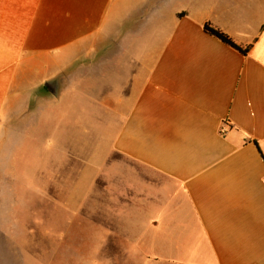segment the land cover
<instances>
[{"label": "crops", "instance_id": "obj_1", "mask_svg": "<svg viewBox=\"0 0 264 264\" xmlns=\"http://www.w3.org/2000/svg\"><path fill=\"white\" fill-rule=\"evenodd\" d=\"M64 94L119 112L120 172L148 182L137 244L264 264V0H0V158Z\"/></svg>", "mask_w": 264, "mask_h": 264}, {"label": "rangeland", "instance_id": "obj_2", "mask_svg": "<svg viewBox=\"0 0 264 264\" xmlns=\"http://www.w3.org/2000/svg\"><path fill=\"white\" fill-rule=\"evenodd\" d=\"M49 98L43 124L0 158V264H173L137 244L148 182L120 172L119 112Z\"/></svg>", "mask_w": 264, "mask_h": 264}, {"label": "trees", "instance_id": "obj_3", "mask_svg": "<svg viewBox=\"0 0 264 264\" xmlns=\"http://www.w3.org/2000/svg\"><path fill=\"white\" fill-rule=\"evenodd\" d=\"M203 29L205 32H207L208 34L210 35H213L215 36L216 38L220 39L224 44L240 51L241 53H245L246 52V49H242L240 47H238L236 44H234L232 42V40H230V38H228V36L224 33H222L221 31L211 27L209 24H204L203 25Z\"/></svg>", "mask_w": 264, "mask_h": 264}, {"label": "water", "instance_id": "obj_4", "mask_svg": "<svg viewBox=\"0 0 264 264\" xmlns=\"http://www.w3.org/2000/svg\"><path fill=\"white\" fill-rule=\"evenodd\" d=\"M44 86L50 94H52L53 96H57V92H58L57 80H55V79L49 80L44 84Z\"/></svg>", "mask_w": 264, "mask_h": 264}]
</instances>
